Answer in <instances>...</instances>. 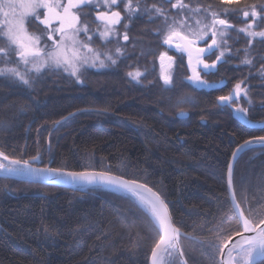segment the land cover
Returning a JSON list of instances; mask_svg holds the SVG:
<instances>
[{
	"label": "trees",
	"instance_id": "16d2710c",
	"mask_svg": "<svg viewBox=\"0 0 264 264\" xmlns=\"http://www.w3.org/2000/svg\"><path fill=\"white\" fill-rule=\"evenodd\" d=\"M175 2L140 0V7L155 4L169 14L174 13L171 3ZM183 2L193 8L211 6L209 10L218 13L244 7L222 0ZM246 2L264 4V0ZM123 7L121 3L113 10L125 16L130 39L115 43L94 36L91 42L102 52L119 45L123 55H113L115 65L108 61L107 67L82 69L83 83L62 69L48 71L31 89L0 78V121L11 125L0 128V151L21 161L39 154L44 166L50 162L64 170L107 171L152 187L166 202L175 226L188 235L179 240L185 262L175 251L165 256V264H219V248L241 231L227 189L231 154L241 142L264 136V78L259 73L264 40L255 38L249 48L253 64H241L249 38L238 30L251 18H243L239 11L221 14L219 18L233 27L225 29L220 39L219 49H228L223 60L207 74L200 65L208 86L185 81L191 70L185 56L178 55L173 86L165 91L156 53L143 56L130 47L141 38L151 41L156 50L168 48L160 28L165 18L153 10L129 19ZM80 11L87 13L81 22L98 24L95 6ZM36 25L40 24L33 19L28 31L36 33ZM256 25L254 31L264 29V20ZM118 28L125 32L123 24ZM80 37L88 42L83 33ZM219 49L205 55V62L216 60ZM136 70L144 73L139 82L127 75ZM239 81L247 86L248 97L242 93L230 103L217 101ZM186 93L192 101L178 102ZM21 104L26 106L24 112L18 111ZM237 105L248 109L246 118L235 111ZM181 109L186 115L179 114ZM74 111L78 112L56 126ZM232 180L245 215L255 217L257 223L264 219V146L239 156ZM160 236L159 225L127 193L0 177V264H149Z\"/></svg>",
	"mask_w": 264,
	"mask_h": 264
},
{
	"label": "snow or ice",
	"instance_id": "6c2138e0",
	"mask_svg": "<svg viewBox=\"0 0 264 264\" xmlns=\"http://www.w3.org/2000/svg\"><path fill=\"white\" fill-rule=\"evenodd\" d=\"M171 2V0H166ZM123 3V13L127 14L130 19L135 14H149L153 10L157 16H164L165 22L169 17L165 14L166 10L161 7H157L155 4L150 5L144 9L140 7V0H136V5L133 6V0H67V3H62L61 0H0V78L7 79L9 81H18L29 89L33 87V84L48 71L63 70L75 77L77 82L83 83L81 80V70L90 67H107L106 61H109L112 65L117 63V59H114L107 51L101 54L100 51L94 49L91 46V42L96 34L99 32L101 40L108 42L110 37H120L118 32V26L123 24L125 32L122 36L124 41H128L129 35L127 30L129 24L124 23L125 16L120 10H113L118 8ZM222 3L226 5H241L243 8L229 9L225 8L223 13L216 11H209V8H202L197 5L193 8L189 4L183 2V0H176L175 3H171L173 9H177L181 12L185 10L189 13L188 16L182 19L172 18V23L167 25V31L163 36L164 44L172 45L173 40L177 41L175 47L178 52L186 53L188 56V66L192 71V75L186 77V79L193 83L196 87L208 86V81L203 80L201 73L197 71L193 61L196 65L202 66V71L207 74L210 70L214 69L218 61H222L227 48L220 51L216 56V60L211 64L205 62L203 57L205 55H211L215 49L221 47L220 42L217 40V36H223L225 33L221 29H229L233 26L230 25L227 20L220 19L221 14L227 15L230 11L242 12L243 18H251V22L247 23L244 27L240 28L238 32L244 33L248 39V48L244 49L245 56L241 60V64L251 66L253 60L249 57V48L254 42L255 38L264 40V30L254 31L257 20H264V4L257 6L256 4H247L246 0H222ZM95 6V20L100 27L92 30V35H89V27L87 24L81 26V15H87V13H81V9L85 7ZM101 7L105 10L101 11ZM259 7V11L257 10ZM43 11V19L40 18V13ZM201 12H204L206 16L212 17L210 23H203L201 19L196 18ZM154 17L149 16V19ZM35 19L40 24L45 26L48 40H52V45L44 43L43 35L30 34L28 32L27 25ZM194 21L195 29L193 28ZM186 29V31H185ZM158 31V30H157ZM84 33L88 42H84L79 39L80 33ZM211 33V43H207L206 47L200 48L196 46L197 41H204L205 36ZM58 34L59 39L54 40L53 35ZM115 52L118 55H123L121 47H116ZM103 56V58H101ZM166 57V53L160 54L162 62ZM169 67H171L173 58L168 56ZM23 68V71L21 70ZM259 73L264 78V65L259 69ZM133 80L139 82L144 73L139 70L130 71L127 73ZM161 79L164 82V90L170 91L173 86L172 75L161 72ZM223 83V82H222ZM243 81L237 82L232 91L228 95H222L217 97V101L220 103L231 102L233 97L239 99L243 93L245 97H248L247 86H243ZM178 102H191L192 97L181 96L177 98ZM249 104L252 103L248 98ZM26 106L21 104L18 111L24 112ZM235 111L237 113L245 114L247 116L248 109L239 107L237 105ZM181 116L186 115L183 109L180 110ZM71 115V114H70ZM66 119V117H62ZM56 123H59L57 121ZM10 124L0 121V128H9ZM258 142L264 146V136L253 137L250 140L244 141L243 144L237 145V150L245 148L247 145ZM233 157L237 156V151H233ZM0 157H3L4 163L0 161V171L5 172L7 175H28L47 173L54 176H60L64 178H70L73 183L84 182L87 184H111L116 185L119 189H124L132 192L133 195L137 194V189L144 188V185H137L135 182L122 181L118 178L109 176L104 172H65L61 168H34L28 160H11L3 152H0ZM39 154L33 156L32 160L39 159ZM232 173L233 166L231 163L228 165V186L232 188ZM150 192L151 189H148ZM155 199L144 200L141 198V203L148 212H150L154 221L159 224L163 234L160 237L159 242L152 248V264H165V256H171L177 250V238L180 233L172 223L171 218L168 215L167 206L163 200L160 199L155 193H153ZM246 202V201H245ZM232 210L235 215L238 213L239 219L237 224H242V230L234 233L237 237L234 242L231 243V247H220L221 253L220 264H264V219H259L256 222L255 217L250 218L245 215L244 210L241 209V204L236 201L235 193H232ZM229 241L233 240L232 236L228 237ZM215 247V246H214ZM226 252V256H225ZM182 256L183 253L181 252Z\"/></svg>",
	"mask_w": 264,
	"mask_h": 264
},
{
	"label": "water",
	"instance_id": "95a60500",
	"mask_svg": "<svg viewBox=\"0 0 264 264\" xmlns=\"http://www.w3.org/2000/svg\"><path fill=\"white\" fill-rule=\"evenodd\" d=\"M204 47H206V46H204ZM200 48H203V47H200ZM77 112L78 111H74V112L70 113L71 115L68 114L67 116H65L66 119L69 118V117H71V116H73ZM238 116H240V115H238ZM66 119H60L59 120V123L62 122V121H64V120H66ZM57 124L58 123H56V126H57ZM250 139H252V138H250ZM250 139H247V140H250ZM243 143H244V141L241 142L238 145H241ZM259 146H262V145L260 143H258V142H253V143L247 145L245 148H243L241 150H237V146H236L233 151H237V156L234 158L233 155L231 154V157H230V160H229V163H231L232 166H233V170H234V165H235L237 159L239 158V156L243 152L247 151L248 149L255 148V147H259ZM9 159H11V160H19V159H12L10 157H9ZM0 161H3V157H0ZM28 161H29V163L34 168H37V169L45 168V167H51L50 166V162L47 165H45V166L44 165H41V162H40L39 159H37V160L28 159ZM3 162L4 163H7V161H3ZM51 168H53V167H51ZM64 171L65 172H81V171H71V170H64ZM86 171H89V172H104V173H107L109 176H112L114 178H118L119 180L128 181L130 183L131 182H135L137 185H144L145 187L144 188H141V189H137V194L136 195H133L132 192H129V191L124 190V189H119L116 185L99 184V183L98 184H87V183H84V182H75V183H73L70 178H64V177H60V176H54V175L47 174V173L28 174V175H7L6 176L5 172L0 171V177L11 178V179L20 180V181H28V182H33V183H40V184H45V185H54V186H58V187L75 188V189H84L87 186H101V187L109 188V189H112V190H116V191H121V192L127 193V194L133 196L135 199L137 198V195L138 194H143V195L147 196L149 199L154 200L155 199V196H153V193H155L157 196L160 197L161 200L164 201L163 197L155 189H153L152 187H150V186H148V185H146V184H144L142 182H139V181H136V180L127 179L125 177H122V176H119V175H116L114 173H110V172H107V171H101V170H86ZM232 177H233V173H232ZM148 189H151V191L149 192ZM227 189H228L229 198H230V201H231V204H232V193L234 192V188H233V183H232V188L231 189H229V186H228V168H227ZM235 198H236V196H235ZM164 203L166 204L165 201H164ZM166 206H167V204H166ZM167 210H168V215L171 218L172 225L176 229H178L179 230V233H180L179 237L177 238V250L176 251H177V254L179 256L180 261L182 263H184L185 262L184 256L183 255L182 256L180 255V253L182 252V250H181V247H180L179 240H180V236H188V235L185 234L184 232H182L179 228H177L175 226V224L173 223L172 216L170 214V211H169L168 206H167ZM236 216L238 217V213H236ZM238 219H239V217H238ZM241 230H242V224H241ZM160 233H161V235L163 234V232H162L161 229H160ZM235 239H237V237L234 235L233 236V240L232 241H229L228 240V242H226L223 245V247H225V248L231 247V243L234 242ZM159 240H160V238H159ZM159 240H158V242H159ZM225 256H226V252H225ZM221 259H222V257H221V253H220L219 264H220ZM149 264H152V251H151V254H150V258H149Z\"/></svg>",
	"mask_w": 264,
	"mask_h": 264
},
{
	"label": "rangeland",
	"instance_id": "374dc122",
	"mask_svg": "<svg viewBox=\"0 0 264 264\" xmlns=\"http://www.w3.org/2000/svg\"><path fill=\"white\" fill-rule=\"evenodd\" d=\"M61 2L62 3H67V0H61ZM125 2H127V0H125ZM134 5H136L135 3H133ZM133 5V6H134ZM141 9H144V8H141ZM105 10V9H104ZM104 10H101V11H104ZM174 11V13H169V14H167V13H165L168 17H169V19H168V21L167 22H164V24L163 25H161V31L163 32V35H162V38H163V36H164V34L166 33V31H167V25L168 24H171L172 23V18H175V19H177V20H179V19H182L183 17H185V16H188L189 15V13L185 10L184 12H181V11H179V10H177V9H173ZM210 11V10H209ZM40 14H42L43 15V11H41V13ZM82 17H81V19L84 17L83 15H81ZM3 17L2 16H0V19H2ZM40 18L41 19H43V17L42 16H40ZM163 18H164V16H163ZM196 18H199V19H201L202 20V22L203 23H210L211 22V19H212V17L210 16V15H208V16H206L205 15V13L204 12H201L200 14H199V16H197ZM36 22H39L38 20H36ZM190 23H193V28L195 29V24H194V21H190ZM40 24V23H39ZM84 24H87L88 25V27H89V29H90V31H89V35H92V30H95L96 28H98V27H100V30H103L102 29V26H100L99 24H97L95 27H92V26H90L89 25V22L88 21H83V22H81V26H83ZM36 27H37V32L36 33H32V32H29L30 34H40V35H43V40H44V43H46V44H48L49 46H51L52 45V40H48V38H47V32H46V30H45V26L43 25V24H40V25H36ZM222 31H224V33H225V29H221ZM262 30H264V29H262ZM185 31H186V29H185ZM261 31V30H260ZM118 32L120 33V37L119 38H117V37H110L109 38V40H112L113 42H115V43H121V42H123L124 40L122 39V36H123V34H124V31H121L119 28H118ZM83 33V32H82ZM84 34V33H83ZM80 35H81V33H80ZM80 35H79V39L80 40H82L81 39V37H80ZM95 36H98L99 38H100V36H99V32H96V34H95ZM207 37L209 38L208 39V41H206V39H207ZM53 39L54 40H58L59 39V35L58 34H54L53 35ZM211 39H212V37H211V33H209L207 36H205V41H200V42H202L203 43V45H202V47H204V46H207V43H211ZM220 39H221V36H217V40L220 42ZM100 40H101V38H100ZM83 41V40H82ZM101 41H103V40H101ZM85 42V41H84ZM176 43H177V41L175 40V38H174V40H173V43H172V45H173V47H175V45H176ZM198 43V42H197ZM196 43V45H198ZM0 46H2V44H0ZM117 47H120L119 45H117ZM130 47H132L133 49H136L137 51H138V53L140 54V55H147L148 53H150V52H154V53H156V55H155V58H156V62H157V67H158V70H159V73H160V76H161V72L163 71L164 73H166V74H171L172 73V67H173V62H172V65H171V67H169L168 65H169V61H168V59H167V57H168V55H166V57H165V59H164V61H163V68H162V62H161V59H160V54L162 53V52H164L165 53V50H163V49H155V46H153V44H152V42L151 41H148V40H146V39H141V38H136L135 40H133V42L130 44ZM116 49V48H115ZM115 49L114 50H112V51H107L109 54H111L112 56L114 55V54H116V52H115ZM155 49V50H154ZM175 49H176V47H175ZM218 50V49H217ZM99 51V50H98ZM220 51H222V50H220L219 49V52ZM101 52V54L103 53V52H105V51H100ZM101 58H103V56L101 57ZM108 61H106V63H107ZM193 63H194V66H197L196 64H195V62L193 61ZM88 67H90V66H88ZM95 68H99V67H95ZM21 70L23 71V68H21ZM191 70V69H190ZM191 75H192V71H191ZM186 95L188 96V93H186ZM137 199V198H136Z\"/></svg>",
	"mask_w": 264,
	"mask_h": 264
},
{
	"label": "flooded vegetation",
	"instance_id": "af4514ba",
	"mask_svg": "<svg viewBox=\"0 0 264 264\" xmlns=\"http://www.w3.org/2000/svg\"><path fill=\"white\" fill-rule=\"evenodd\" d=\"M207 38H208V37H207ZM204 41H205V40H204ZM197 42H198V43H197L198 45H196V46H197V47H202L203 43H202V42L200 43V41H197ZM168 46H169V45H168ZM163 50H165L166 55L171 56V57L173 58V67H172V73H171V75H172V77H173V69H174L175 62H176V56H178V55H182V57L185 56V61H187V62H188V56H187L186 53L178 52V51L175 49V47H173V45L169 46L168 48L166 47V48L163 49ZM203 59H204V57H203ZM194 62H195V61H194ZM196 68H197V71L200 72V65H197ZM188 76H191V73H190V75H185V76H184V79H185L186 82H190V81H188V80L186 79V77H188ZM190 83H191V82H190ZM191 84H192V83H191Z\"/></svg>",
	"mask_w": 264,
	"mask_h": 264
},
{
	"label": "bare ground",
	"instance_id": "6f19581e",
	"mask_svg": "<svg viewBox=\"0 0 264 264\" xmlns=\"http://www.w3.org/2000/svg\"><path fill=\"white\" fill-rule=\"evenodd\" d=\"M141 198H143L144 200H149V198L143 194H138L137 195V201L138 203L143 207L142 203H141ZM144 208V207H143ZM145 209V208H144ZM147 210V209H146ZM150 213V212H149ZM151 215V214H150Z\"/></svg>",
	"mask_w": 264,
	"mask_h": 264
}]
</instances>
